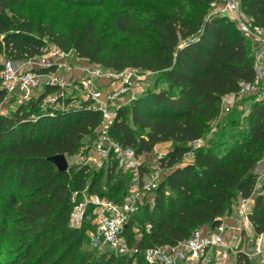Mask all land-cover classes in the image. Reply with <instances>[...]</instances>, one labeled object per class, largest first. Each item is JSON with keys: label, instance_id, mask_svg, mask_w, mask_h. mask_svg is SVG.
Here are the masks:
<instances>
[{"label": "trees", "instance_id": "16d2710c", "mask_svg": "<svg viewBox=\"0 0 264 264\" xmlns=\"http://www.w3.org/2000/svg\"><path fill=\"white\" fill-rule=\"evenodd\" d=\"M27 1L0 0V53L6 59L42 55L47 36L60 49L70 46L78 57L105 68L164 71L167 90L146 87L120 107L110 129L115 140L139 156L152 153L158 144L171 143L158 159L165 173L154 192V205H144L128 227L144 216L145 222L138 220L142 252L174 246L196 229L216 227L232 212L238 196L251 194L257 175L250 171L264 156V100L250 107L240 144L222 150L219 137L192 145L203 143L208 125L220 113L222 98L256 75V43L226 17L207 14L209 5L220 0H190V11L182 0H171L173 5L164 12L147 16L134 7H117L108 15L105 30L97 19L80 28H34L25 12ZM240 5L253 25L264 26V0H240ZM116 34L139 44L113 46ZM59 89L47 85L38 99L20 103L9 115L0 113V248L14 250L11 264H148L141 254L117 255L92 247L100 251L92 255L79 250L82 239L90 241L84 228L68 225L72 194L87 188L88 194L115 198L125 190L128 176L115 165L104 168V181L110 186L96 191L102 177L91 176L88 165L61 172L49 160L59 154L76 155L87 147L100 120L86 100L55 114L40 112L37 107L43 98ZM5 97L0 88V105ZM128 113L140 134L125 121ZM190 151L191 159L183 161ZM249 221L256 234H264V195L254 197ZM145 224H150V232L144 231ZM86 225L90 227L89 221ZM136 256L140 257L134 263ZM234 259L235 264H252L239 250Z\"/></svg>", "mask_w": 264, "mask_h": 264}, {"label": "built area", "instance_id": "2783aa9c", "mask_svg": "<svg viewBox=\"0 0 264 264\" xmlns=\"http://www.w3.org/2000/svg\"><path fill=\"white\" fill-rule=\"evenodd\" d=\"M217 11L231 16L241 34L256 43L253 52L256 73L254 80L242 82L237 92L222 98V101H226L256 89L264 80V26L251 23L240 5V0H220ZM63 57L65 53L52 44L44 49L42 55L27 58L20 63L9 58L4 59L0 71V88L6 92L5 100L11 97L19 102H26L45 86L60 84L59 77L52 74L50 67H63L61 64H67ZM54 59L57 61H52ZM83 64L87 66H80L81 77L75 86L91 99L92 107L100 114L95 136L90 138L87 145L93 155L86 158V163H106L107 167L115 165L128 179L125 190L115 198L98 192L87 194L88 189L85 188L80 192L82 199L77 200L78 192H74L68 225L74 229L84 228L93 248L117 255L141 254L148 264H225L231 256L230 252L238 251L241 224L251 225L249 214L253 208L254 197L264 195V182L261 183L258 177L249 196H238L235 215L239 225L236 229L232 230L223 220L214 228L194 230L187 239L174 246L152 247L142 252L139 248L140 238L130 237V233L134 234L138 229L134 225L130 229L128 227L134 215L144 205H154V192L163 179L165 170L158 161L160 157L145 160L132 147L115 140L110 135V129L118 117L120 107L129 104L138 96L140 90L148 86L146 79L151 71L130 66L117 71L94 63ZM43 69L45 71H39ZM192 145L199 147L202 140ZM88 213L93 214V220L89 221L92 223L91 227L85 228ZM150 229V224H145L144 231L150 232ZM246 255L264 264V234L257 238L254 251Z\"/></svg>", "mask_w": 264, "mask_h": 264}, {"label": "rangeland", "instance_id": "374dc122", "mask_svg": "<svg viewBox=\"0 0 264 264\" xmlns=\"http://www.w3.org/2000/svg\"><path fill=\"white\" fill-rule=\"evenodd\" d=\"M218 3H212L209 5L207 9V14L212 15H219L224 16L227 18L228 22H231L234 24V22L231 20V16L221 13L217 11ZM181 4H185L186 11L192 10V3L190 0H182ZM173 2L171 0H28L25 5V12L27 14L28 20L32 22L33 27L35 28L37 25H41V27L49 26V27H55L57 29H72L74 27L80 28L82 24L85 22L91 20V19H97L100 24V29L105 30L109 24V17L111 10L117 7H134L138 13L141 16L151 15L157 13V12H164L167 6H172ZM146 15V16H147ZM234 26V25H233ZM235 27V26H234ZM239 31V30H238ZM240 32V31H239ZM35 35H38L33 32ZM241 33V32H240ZM43 40L45 41L46 45H52L51 41L48 39V37H44ZM113 46L117 45H125V46H131L132 44H139L138 41L130 39L125 34H116L113 37ZM47 45V46H48ZM63 53H65V57H63V60H66L65 62L67 64H61L63 67L59 66H51L52 74L59 77L60 84L59 90L56 92L48 93L43 100L38 105L37 109L39 111H44L47 113L55 114L57 111H64L65 109H70L73 107H78L83 103V101H90L91 99L89 97H86L85 94L77 87L75 84L78 82V79L80 76L75 75L71 76L70 72L71 69H77L74 70L75 73H80L81 69L80 66L84 65V62H88L86 59H82L78 57L74 50L68 46L65 49H61ZM6 55L4 53H0V65H2V62L4 59H6ZM21 61H15L17 63H20ZM52 61H57L56 59ZM60 61V60H59ZM91 64V63H90ZM68 65V67H66ZM254 65V63H253ZM84 66H87L86 64ZM2 67V66H1ZM70 68V69H68ZM79 77V78H78ZM146 81L149 83L148 88L149 90H159V89H165L167 90V83L166 78L164 76V71H151V75L147 77ZM105 82V81H104ZM44 88L41 89L36 96H34L32 99L36 100L40 97V95L43 93ZM144 90H140L138 95H140ZM66 98V101L59 102V99ZM264 100V80H262L256 89L245 93L243 95L236 96L233 100L229 99L226 101H222L221 104V110L217 118H215L209 125L208 129L204 135L203 145L207 144L209 139H217L220 137L219 147L220 149L224 148H230L234 145H238L243 141V138L245 137L244 132L247 127V121L246 116L249 113V109L252 106V104L256 102H261ZM20 103H27L26 102H19L11 97H8L3 103L0 105V113L4 115H9L12 111H14ZM127 124L138 134H140L139 131H137L136 127L132 124L130 114L128 113L124 117ZM217 133H220V136L217 137ZM88 143L86 144V146ZM171 147V143H162L155 146L153 152L150 154V159L157 157H162V155H165L168 149ZM192 152H187L183 156V161H187L191 159ZM93 153L89 150L87 147H82L81 150H79L76 155L67 157V163H68V169L72 168L73 170L77 169L79 166L88 165L90 168V175L93 176L96 174L98 177L101 176L100 185L96 187L97 190H105L109 188V184L105 183L104 176L105 171L104 168H107V164L104 163L103 165H91L86 163V158L91 157ZM146 154L142 155V158L146 160ZM147 157V160H149ZM67 169V170H68ZM251 173L257 175V179L261 180L260 182H264L262 179H264V156L260 161L255 165V167L250 171ZM121 175V174H120ZM262 177V178H261ZM127 182V181H126ZM122 192V191H121ZM120 192V193H121ZM88 194V193H87ZM86 194V195H87ZM82 194H78L77 200L82 199ZM73 197V194H72ZM238 200L236 198L235 206L237 207ZM233 207L232 212L229 215H226L223 220H225L229 226L233 229H236L237 225H239V222L237 220V217L235 215V208ZM93 214L88 213L87 220L91 221ZM144 220V216L140 215L136 219L135 227L138 230H135L134 234L137 237V239L142 238L143 235L140 231L141 222L138 220ZM250 222V221H249ZM251 224V223H250ZM89 225H92L91 222H89ZM91 227V226H90ZM87 225L85 228H90ZM241 242L238 246V250L242 251L246 254H250L254 251L256 244H257V238L260 236V234H256L252 228V225L243 223L241 224ZM231 230V231H232ZM79 250L82 253L86 254H95L99 255L100 251L94 250L89 244V242L85 239H82L79 245ZM105 252V251H104ZM236 253H231V255L226 261L225 264H235V255ZM15 255L14 250H8V248L5 246L3 248H0V264H11L13 261V256ZM142 256V255H141ZM140 256H136L133 260L134 263L137 261ZM252 264H260L259 260H256L255 258H251L248 256ZM132 260V261H133ZM136 264H138L136 262Z\"/></svg>", "mask_w": 264, "mask_h": 264}, {"label": "water", "instance_id": "95a60500", "mask_svg": "<svg viewBox=\"0 0 264 264\" xmlns=\"http://www.w3.org/2000/svg\"><path fill=\"white\" fill-rule=\"evenodd\" d=\"M49 160L55 165L59 171H66L68 169V163L64 154L55 155L49 158Z\"/></svg>", "mask_w": 264, "mask_h": 264}, {"label": "crops", "instance_id": "0c3cea01", "mask_svg": "<svg viewBox=\"0 0 264 264\" xmlns=\"http://www.w3.org/2000/svg\"><path fill=\"white\" fill-rule=\"evenodd\" d=\"M72 71L70 72V74H71V76H75V75H79L80 77H81V72L80 73H75V71L74 70H77V69H71ZM79 78V77H78ZM101 83H104V81H101ZM147 156H145L146 157V160H147V157L149 158L150 157V154L151 153H145ZM151 159H153V158H151ZM150 158H149V160H151ZM262 178V177H261Z\"/></svg>", "mask_w": 264, "mask_h": 264}]
</instances>
